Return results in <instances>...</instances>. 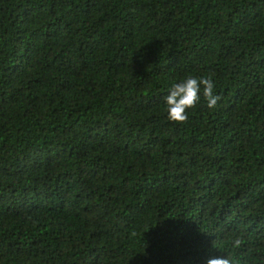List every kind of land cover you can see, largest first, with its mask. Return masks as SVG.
Wrapping results in <instances>:
<instances>
[{"label":"trees","instance_id":"16d2710c","mask_svg":"<svg viewBox=\"0 0 264 264\" xmlns=\"http://www.w3.org/2000/svg\"><path fill=\"white\" fill-rule=\"evenodd\" d=\"M189 76L221 99L170 121ZM227 257L264 264V0H0V264Z\"/></svg>","mask_w":264,"mask_h":264},{"label":"clouds","instance_id":"9594fccd","mask_svg":"<svg viewBox=\"0 0 264 264\" xmlns=\"http://www.w3.org/2000/svg\"><path fill=\"white\" fill-rule=\"evenodd\" d=\"M203 91V97L207 101V107L212 109L217 106L221 99L219 95L214 94V83L210 78L187 77L180 83L172 86L170 93L166 96L168 119L177 123L187 121V109L195 107L200 100V93ZM242 241L236 239L234 245L239 247ZM206 264H231L227 258H211Z\"/></svg>","mask_w":264,"mask_h":264}]
</instances>
